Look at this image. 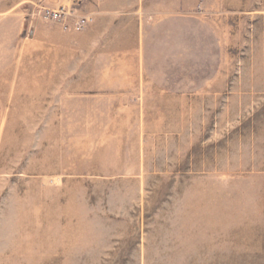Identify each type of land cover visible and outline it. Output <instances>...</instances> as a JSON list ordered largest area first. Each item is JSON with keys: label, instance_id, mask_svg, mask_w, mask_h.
<instances>
[{"label": "rangeland", "instance_id": "obj_1", "mask_svg": "<svg viewBox=\"0 0 264 264\" xmlns=\"http://www.w3.org/2000/svg\"><path fill=\"white\" fill-rule=\"evenodd\" d=\"M62 2L0 0V264H264V0Z\"/></svg>", "mask_w": 264, "mask_h": 264}, {"label": "built area", "instance_id": "obj_2", "mask_svg": "<svg viewBox=\"0 0 264 264\" xmlns=\"http://www.w3.org/2000/svg\"><path fill=\"white\" fill-rule=\"evenodd\" d=\"M82 3V0H63L58 8L52 9L45 7L39 11L45 17H51L57 19L64 24L66 30H82L84 29L91 21V17L88 15H80L73 17L71 21L68 22V15H70V10L77 7Z\"/></svg>", "mask_w": 264, "mask_h": 264}, {"label": "bare ground", "instance_id": "obj_3", "mask_svg": "<svg viewBox=\"0 0 264 264\" xmlns=\"http://www.w3.org/2000/svg\"><path fill=\"white\" fill-rule=\"evenodd\" d=\"M235 239V238H234Z\"/></svg>", "mask_w": 264, "mask_h": 264}]
</instances>
